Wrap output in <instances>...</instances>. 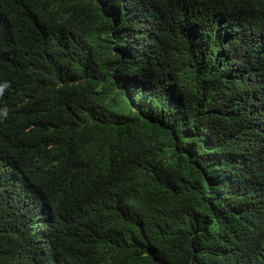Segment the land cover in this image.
Here are the masks:
<instances>
[{"label": "trees", "instance_id": "16d2710c", "mask_svg": "<svg viewBox=\"0 0 264 264\" xmlns=\"http://www.w3.org/2000/svg\"><path fill=\"white\" fill-rule=\"evenodd\" d=\"M1 38L0 147L58 195L22 236L0 205V264L43 226L34 264H264V0H0Z\"/></svg>", "mask_w": 264, "mask_h": 264}, {"label": "clouds", "instance_id": "9594fccd", "mask_svg": "<svg viewBox=\"0 0 264 264\" xmlns=\"http://www.w3.org/2000/svg\"><path fill=\"white\" fill-rule=\"evenodd\" d=\"M237 32L240 37H246L237 27ZM247 35V33H245ZM0 49L8 50V44L0 40ZM262 81L264 82V65L261 70ZM264 105V104H263ZM263 115L257 122L256 128L264 135V110ZM26 119H19L12 124L5 121L3 126L0 120L1 136H18L23 130V124ZM29 129L27 128L26 131ZM60 177L64 184L68 187L78 188L80 182L75 181V176L71 175L69 165L54 161ZM35 171L31 168L26 155L18 148L6 149L0 147V205H4V209L8 213L4 216L7 218L6 226L1 229L6 231H13L22 236L30 231L41 227L46 220H48L47 211V196L58 195V187L51 179L45 178L43 181H35ZM11 196L12 199L6 198ZM46 232V238L42 240L41 248L38 252H25L18 255L21 258L19 264H34V259L40 254H45L50 249L48 243L55 241L56 237L53 234L54 229L49 226H43ZM80 254L89 255L88 249L80 245ZM17 256V258H18Z\"/></svg>", "mask_w": 264, "mask_h": 264}]
</instances>
